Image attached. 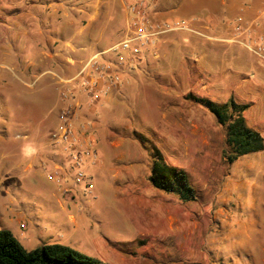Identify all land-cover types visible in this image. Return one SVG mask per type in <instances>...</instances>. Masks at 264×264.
<instances>
[{
    "label": "rangeland",
    "instance_id": "374dc122",
    "mask_svg": "<svg viewBox=\"0 0 264 264\" xmlns=\"http://www.w3.org/2000/svg\"><path fill=\"white\" fill-rule=\"evenodd\" d=\"M183 1L157 5L175 17ZM125 26L120 0H0V231L27 251L61 245L95 264H264V151L227 164L224 132L196 102L254 103L246 114L264 136V62L241 33L212 42L176 31L139 62L122 53L117 90L89 121L77 111L93 124L97 160L78 153L86 179L76 183L51 139L61 91L75 96L74 78ZM152 145L188 175L196 201L151 186ZM58 192L75 206L60 210Z\"/></svg>",
    "mask_w": 264,
    "mask_h": 264
},
{
    "label": "built area",
    "instance_id": "2783aa9c",
    "mask_svg": "<svg viewBox=\"0 0 264 264\" xmlns=\"http://www.w3.org/2000/svg\"><path fill=\"white\" fill-rule=\"evenodd\" d=\"M125 13V35L124 38L106 50L93 56L74 78L81 92L88 97V106L94 107L102 98L108 97L120 86V72H124V63L121 54L126 53L134 57L136 61H141L143 55H147L149 46L155 40L162 39L168 34L176 31H187L196 33L185 22L158 18L157 0H120ZM249 36V31L244 30ZM236 33L242 32L239 28ZM246 48L256 55H264V37L256 36L249 38ZM150 54V53H149ZM156 53H153L155 57ZM113 58V61L109 58ZM109 57V58H108ZM61 102L64 104L60 110L59 123L52 134L51 139L64 146L63 155L67 160L73 163V167L78 170L76 183L83 182L86 179L84 173L80 170L82 164L78 153L86 157L97 160V153L93 149L94 142L88 140L86 131L92 125L80 123L77 113L79 105L75 100L73 90L61 91ZM54 176H60V168L55 167ZM90 188L89 184L86 189ZM63 194H68L63 191Z\"/></svg>",
    "mask_w": 264,
    "mask_h": 264
},
{
    "label": "trees",
    "instance_id": "16d2710c",
    "mask_svg": "<svg viewBox=\"0 0 264 264\" xmlns=\"http://www.w3.org/2000/svg\"><path fill=\"white\" fill-rule=\"evenodd\" d=\"M214 117L224 132V156L227 164L264 151V137L249 126L246 111L250 104L238 103L233 97L225 102L197 99ZM144 144V138H139ZM150 174L151 186L161 192L174 194L181 202H194L197 193L188 175L170 166L162 153L152 145ZM0 264H95L90 258L61 245H43L27 251L18 240L0 231Z\"/></svg>",
    "mask_w": 264,
    "mask_h": 264
},
{
    "label": "crops",
    "instance_id": "0c3cea01",
    "mask_svg": "<svg viewBox=\"0 0 264 264\" xmlns=\"http://www.w3.org/2000/svg\"><path fill=\"white\" fill-rule=\"evenodd\" d=\"M47 1L50 2L51 0ZM176 9L177 11L175 12L177 16L174 17L172 15L174 12H171L172 10L170 11V7L164 4L157 5L158 18H168L169 20L185 22L190 27H193L197 35L212 40V42H218L222 40L223 37L227 38L232 33V30L235 31L236 28L242 30V32L240 33L244 37L243 39H246V41L251 37L247 36V33H244V30H248L251 36H264V0H184L183 3H178ZM207 33L211 34L213 38L211 36H207ZM225 33L226 36L224 35ZM123 34L125 35V30ZM171 34H168L167 36ZM222 35L223 37H221ZM230 42L232 41H226V43ZM237 43L246 45L243 42ZM104 50L106 49H103L101 51ZM101 51H98L93 55L95 56ZM253 54L256 55L255 53ZM93 55H91L90 57H92ZM256 56L264 62V55ZM255 83L257 85L260 84L259 81ZM259 88H261V86ZM75 90L76 89H74L73 91L75 92ZM78 90L79 91H76L77 93L74 97L79 105L78 112L82 117L81 122H85L87 120L89 121L91 117H95L97 106L101 103V101L98 104L94 105V107L90 108L88 106L87 95L84 94V92H81L80 87H78ZM252 105H254V103ZM247 118L248 124L250 125L251 123L249 121V117L247 116ZM252 128L257 130L254 127ZM50 155L52 159L58 161L59 153H56V151H50ZM29 168H31L30 164L27 165L26 169ZM58 195L60 197L64 195L58 192L57 195L54 194L53 196L56 206L60 210H64L66 204L71 205L74 201V198L71 195H65L64 200L60 199ZM72 205L75 206V204ZM69 219L71 222H74V218L71 215H69ZM23 235V233H20V237H22Z\"/></svg>",
    "mask_w": 264,
    "mask_h": 264
}]
</instances>
